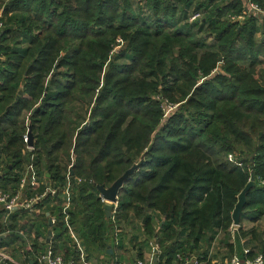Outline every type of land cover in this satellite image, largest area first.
Wrapping results in <instances>:
<instances>
[{
  "label": "trees",
  "instance_id": "16d2710c",
  "mask_svg": "<svg viewBox=\"0 0 264 264\" xmlns=\"http://www.w3.org/2000/svg\"><path fill=\"white\" fill-rule=\"evenodd\" d=\"M250 1L264 8V0ZM243 5L0 0L3 181L18 182L34 156L36 171L50 186L63 190L69 183L70 222L88 256H107L115 223L131 217L145 219L153 237L151 213L164 221L157 264H175L178 254L206 258L202 244L211 245L219 232L231 255L246 260L264 254V231L243 229L244 218L264 217V23L255 17L230 22ZM198 13L201 18L190 21ZM119 38L124 48L112 55ZM158 97L180 104L170 118ZM28 119L32 153L24 137ZM140 161L119 191L117 215L107 218L97 186H111ZM251 174L255 186L231 244L232 214ZM58 215L62 221L61 209ZM58 227L63 242L54 243L55 251L62 247L65 261H78L68 229ZM245 238L253 244L248 256ZM43 247L35 242L34 252Z\"/></svg>",
  "mask_w": 264,
  "mask_h": 264
},
{
  "label": "crops",
  "instance_id": "0c3cea01",
  "mask_svg": "<svg viewBox=\"0 0 264 264\" xmlns=\"http://www.w3.org/2000/svg\"><path fill=\"white\" fill-rule=\"evenodd\" d=\"M245 3L246 0H243V4ZM245 9L246 7L244 6L243 11ZM2 13H3L2 10H0V15H2ZM247 17H255L258 21H260V23H264V15L249 14ZM260 38L261 35H258V39ZM260 75L262 77V83H264V68L260 72ZM22 96H24V93ZM24 137H26V135ZM26 151L27 153L28 152L32 153V151H30L27 146H26ZM0 157H1L0 158V190H4L8 193L14 194L16 190H18L19 181L17 182V180H13L12 177H10L9 182L3 181V179L7 177H6V173L3 172L2 170V167L5 166L7 162L4 155H0ZM40 182L41 183L38 187L34 188L33 190H28L23 192V195L29 198L42 195L45 192V190L42 191L41 188L45 186V188L50 187L55 191V193L51 194V196L55 195L56 198L47 196L42 201V203L36 207V210L33 215H35V218L37 219V223L35 222L36 227H34V229L30 231L31 233H29L28 235V238L30 240L26 242L25 238L21 237L19 233L8 234L7 237L5 236L0 237V245L5 247L4 250L6 251V253L16 261H19L23 264H42L36 261V253L34 252V248H33L34 243L37 242L39 244H44L42 251H44L47 248V245L49 243H52V245H54V243H58L59 246H62L63 239L57 238L58 236L57 233L60 230L58 226H60V224L63 225L65 229L66 228L68 229L67 234L69 236L68 243H70V247H72L73 250L80 252L79 260L78 261L75 260L76 264H138L140 261L144 262V264H157L162 260L161 259V255L163 252L162 245L158 239L161 234V227L164 224L163 217L161 215L158 216L157 214L151 213L155 223V233L153 237H149L145 231L144 228L145 219L140 220V219H133V217H131L128 222L122 223L124 225L122 224L117 225L115 223L113 240H112L113 246L111 245V247H109L107 256H103V255H98L96 257L88 256L83 240L80 237H78L74 225H72L70 222L69 212L72 209H74V206L72 205L73 192L70 189V184L69 183L66 184L63 190H57L47 183L43 175L40 176ZM80 182L81 180H79V183ZM3 183L6 185V186L4 185L5 186L4 189L1 188L2 187L1 185H3ZM106 204L107 202L104 204V206ZM59 209L62 210V213L64 215L62 221H60L59 219V215H58ZM43 214L46 215L45 220L41 219V216ZM4 216L5 215L3 209L0 205V220ZM52 216L56 217L59 220V224L57 227L54 228V230L52 229V236H51L52 240L50 239V241H47L48 231L51 229L50 226H48V223H49V218H51ZM110 218L113 219L112 211L109 219ZM24 221L27 220L25 219ZM243 221H244L243 229L246 232L253 227L257 228L260 233L264 231V217L257 222L251 221L249 217L244 218ZM19 226L23 227V224L20 223ZM56 229H58L57 232ZM118 230L121 231V233H119L118 236V240L120 242L119 246H117L115 242L116 234ZM236 233H238V230ZM235 234L231 233L230 230L231 244L232 242H235L234 241ZM222 241H223V233L219 232L214 237V242L211 243V245L206 243L202 244V247L199 252L200 253L207 252L206 255L207 259L198 255L192 257L190 256L188 258L195 261L198 260L203 264H224L227 260L232 258L233 254L236 253L234 252L232 253V255L229 254L227 247L224 244H222ZM249 242H250L249 239L246 238L242 240L244 250L247 249L250 251V249L253 247V244L251 242L249 244ZM29 246L32 247V252H26ZM156 247H158V249H156ZM58 253L64 257L62 247ZM139 254L141 255L140 258H139ZM261 254L262 253H257V255H261ZM177 261L178 262H176L175 264H179L178 258Z\"/></svg>",
  "mask_w": 264,
  "mask_h": 264
},
{
  "label": "built area",
  "instance_id": "2783aa9c",
  "mask_svg": "<svg viewBox=\"0 0 264 264\" xmlns=\"http://www.w3.org/2000/svg\"><path fill=\"white\" fill-rule=\"evenodd\" d=\"M246 1H248L247 3L248 6H245L246 9L240 15L228 16L230 22L243 24L244 20L249 14L264 15L263 7H260V5H257L251 2L250 0H246ZM200 18H201V14L199 13L193 14L190 17V21H195ZM2 28H3V24L2 22H0V31ZM163 105L164 102L161 105L162 109H165V107L167 108V106L165 105L163 106ZM25 142L28 145L27 136L25 137ZM27 147L30 151L34 149V147L32 148L29 146ZM229 160L231 161L234 160L232 155H230ZM33 161H34V156H32L30 163L26 165L24 173L21 175L18 182V190H16L14 194L8 193L4 190H0V205L5 215L0 220V237L2 236L7 237L8 234H12V233L15 234L19 233L21 237L25 238L26 242L30 240L28 238V235L29 233H31L30 231H32L34 227H36L35 224L33 225V218L31 219L30 217L33 216L36 207L40 205L47 196H51V194L55 193V191L52 188L46 187L44 189L45 192L42 195H38L33 198H29L23 195V192L28 190H33L34 188L38 187L41 183L40 174L36 171ZM102 202L106 203V201H104L103 199ZM111 206H112V215L114 218V216H116L119 211L118 202L111 204ZM25 219L27 221H24ZM49 222L51 229L53 230L59 224V220L54 216L49 218ZM20 223L23 224V227L19 226ZM12 224H14L16 227L12 226ZM238 228H239L238 226L233 225L230 229L231 233L235 234ZM119 233H121L120 230H118L116 234L115 242L117 246L120 245V242L118 240ZM4 248L5 247L0 245V264H23L19 261H16L10 255H8L4 250ZM156 249H158V247H156ZM26 252H32V247L29 246ZM249 253H250L249 250L247 249L244 250L245 256H248ZM177 258L180 262L179 264H203L198 260L195 261L187 257H183L180 254H178ZM36 261L42 264H76V261H72V260L71 262L65 261L64 257L55 251V248L52 245V243H49L44 251H41L38 254H36ZM138 264H144V262L140 261ZM224 264H264V255L261 254V255H257L255 258L242 260L241 257H239L236 254H233L232 258L227 260Z\"/></svg>",
  "mask_w": 264,
  "mask_h": 264
},
{
  "label": "water",
  "instance_id": "95a60500",
  "mask_svg": "<svg viewBox=\"0 0 264 264\" xmlns=\"http://www.w3.org/2000/svg\"><path fill=\"white\" fill-rule=\"evenodd\" d=\"M50 81H48V85H50ZM23 88L20 89L19 91V95L22 96L23 95ZM27 138H28V146L29 147H33L34 145V136L31 130V124L29 125V130L27 133ZM142 163V161H140L138 164H135L134 166H132L124 175H122V177L120 179H118L115 183H113L111 186L106 187V186H97V189L100 193L101 198L107 202V204L105 205L106 207V215L109 218L111 216V211H112V206L111 204L113 203H117L118 202V194L119 191L121 189V187L123 186V183L130 177L132 176L136 169L140 166V164ZM70 171L72 172V174H74L73 169H70ZM255 186V175L251 174V178L250 181L248 182L247 186L245 187V189L240 193V195L238 196V201H237V205L233 211L232 214V218L234 221V225L236 226H240L241 224V216L244 212V208L246 206V201H247V194L248 192ZM48 226H50V222L48 223ZM51 228V226H50ZM52 236V229H50L48 231V239L47 241H50Z\"/></svg>",
  "mask_w": 264,
  "mask_h": 264
},
{
  "label": "rangeland",
  "instance_id": "374dc122",
  "mask_svg": "<svg viewBox=\"0 0 264 264\" xmlns=\"http://www.w3.org/2000/svg\"><path fill=\"white\" fill-rule=\"evenodd\" d=\"M247 3H248V1H246V3H245L243 6H248ZM115 45H117V46L114 48L113 51H111V54H112V55H115V54H117L120 50H122V49L124 48V45H125V44H124L123 40H122L121 38H119V39H117ZM55 70H56V68H55ZM48 81H50V80H48ZM50 84H51V83H50ZM102 84H103V81L101 82V86H102ZM158 98H160V100H163L164 105L167 106V108L165 107V109L162 110L163 115H164V118H170V116H172V114H174V112L180 107V104H178V103H174V104H172L171 102H169L168 99H164V98H162V97H158ZM164 105H163V106H164ZM84 106L88 107V106H89V103L86 102V103L84 104ZM168 108H169V109H168ZM27 124L29 125V119H28ZM232 157H233V155H232ZM233 159H234V157H233ZM32 217H33V221H34V220L36 219V218H35V215H33ZM34 224H35V221H34L33 225H34Z\"/></svg>",
  "mask_w": 264,
  "mask_h": 264
}]
</instances>
